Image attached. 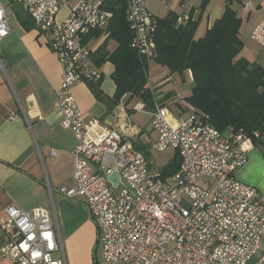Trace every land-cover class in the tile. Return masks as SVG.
Segmentation results:
<instances>
[{
	"label": "built area",
	"instance_id": "1",
	"mask_svg": "<svg viewBox=\"0 0 264 264\" xmlns=\"http://www.w3.org/2000/svg\"><path fill=\"white\" fill-rule=\"evenodd\" d=\"M15 1L37 29L50 34L62 66L55 111L77 142L71 152L72 184H61L57 191L84 201L98 229L97 264H264V195L235 176L249 151L264 141V121L252 131L224 133L207 114L189 110L173 121L169 108L155 103L147 109L137 100L131 109L149 115L154 133L150 148H172L179 155L177 171L163 176L126 137L127 119L123 124L87 119L72 95L76 82L97 83L102 76L85 37L107 26L112 17L107 0H75L60 20V8L71 0ZM249 5L247 1L245 7ZM188 19L182 14L177 23ZM125 20L132 32L130 46L152 57L158 19L148 0H126ZM10 30L0 4V39ZM250 36L264 47V20L253 26ZM125 111L122 106L117 119ZM114 172L117 179H110ZM56 228L48 208L5 206L0 264H66ZM59 251L62 257L53 255Z\"/></svg>",
	"mask_w": 264,
	"mask_h": 264
},
{
	"label": "crops",
	"instance_id": "2",
	"mask_svg": "<svg viewBox=\"0 0 264 264\" xmlns=\"http://www.w3.org/2000/svg\"><path fill=\"white\" fill-rule=\"evenodd\" d=\"M74 1L60 8L57 19L67 15ZM247 1H250L249 9L264 12V0H148V7L158 20L169 13L176 14V22L182 14L197 19L195 37H200L222 15L227 4L235 9L236 5L245 7ZM0 4L11 25L10 32L0 39V216L10 204L23 210L36 206L48 208L56 221L63 251L68 254L66 259L75 264L76 253L80 251L85 258L79 264H92L98 229L81 198L70 199L57 191L61 184H72L71 152L77 142L74 133L61 125V116L55 111L61 63L51 46L50 34L37 29L21 3L0 0ZM110 20L104 29L85 37L91 60L102 74L97 82L99 94L96 95L88 81L80 80L72 88V95L85 118L96 117L106 124L116 121L123 124L127 119L128 140H149V131L131 120L138 113L131 106L140 98L124 93L113 101L114 65L107 54L116 48L117 42L109 39ZM155 92L158 99L167 103L174 96L170 94L164 99L166 94H158L157 89ZM122 106L126 111L117 119L116 113ZM235 176L264 195L263 143L249 151L247 162L236 170Z\"/></svg>",
	"mask_w": 264,
	"mask_h": 264
},
{
	"label": "trees",
	"instance_id": "3",
	"mask_svg": "<svg viewBox=\"0 0 264 264\" xmlns=\"http://www.w3.org/2000/svg\"><path fill=\"white\" fill-rule=\"evenodd\" d=\"M106 6L112 11L109 39L117 42L116 48L107 54L114 65V102L124 93H131L143 100L147 109H152L155 102L163 103L162 99L154 98L153 88L144 87L148 81V62L152 60L167 67L170 74L191 73L186 108L207 114L218 130L232 133L261 128L264 121V68L239 55L241 17L236 9L227 4L222 15L200 37H195L197 19L177 23L176 14L169 13L157 22L154 53L147 58L130 46L132 32L125 20L126 0H107ZM90 84L96 95L99 94L97 83ZM259 143L264 144V141ZM132 145L150 157V143L136 138ZM175 153L173 160L160 169L163 176H169L179 168L180 158Z\"/></svg>",
	"mask_w": 264,
	"mask_h": 264
},
{
	"label": "rangeland",
	"instance_id": "4",
	"mask_svg": "<svg viewBox=\"0 0 264 264\" xmlns=\"http://www.w3.org/2000/svg\"><path fill=\"white\" fill-rule=\"evenodd\" d=\"M234 7L237 11V14L241 16L239 38L242 43V46L239 55L247 61L260 63L264 68V47L257 43L255 40H253L250 36V31L253 26H255L258 22L264 20V12L260 9H252L253 7L250 9L249 7L245 8L240 5H236ZM147 78V82H150V84L156 87L155 89L158 90V94H166L164 99L169 98L168 95L170 94L174 95L169 99L170 101L168 103L166 101L163 103L161 102L164 107L172 110L173 114L170 116L171 120L174 121L177 116H183L188 113V109L186 108L187 103L185 100V98L190 92L191 86V78L188 72H175L170 74L167 67L150 60L148 62ZM154 98L158 100L156 92ZM161 103L159 105H161ZM131 120L139 127H144L145 129H147L151 134V138L154 137V133L151 130L149 124V115L146 112L138 111V113H134L131 117ZM143 143H149L148 139L143 140ZM148 152L152 166L159 170L163 168L168 162L172 161L176 154L172 148L166 149L164 151H155L149 147ZM80 200L83 201L82 199ZM95 244L96 247L94 248V251L92 253V264H97L101 258V246L99 242ZM53 255L62 257V253L60 251L54 252ZM63 256L67 262L66 264H71L70 260L68 261V259H66V256L68 257L67 252H64ZM84 258V255H82L81 252L78 251L76 253L75 264H79Z\"/></svg>",
	"mask_w": 264,
	"mask_h": 264
},
{
	"label": "water",
	"instance_id": "5",
	"mask_svg": "<svg viewBox=\"0 0 264 264\" xmlns=\"http://www.w3.org/2000/svg\"><path fill=\"white\" fill-rule=\"evenodd\" d=\"M113 177H115L117 179V177H118L117 172H114L113 175H111L109 178L112 179Z\"/></svg>",
	"mask_w": 264,
	"mask_h": 264
}]
</instances>
